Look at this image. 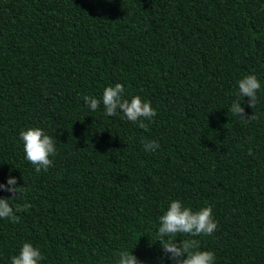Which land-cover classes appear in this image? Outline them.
<instances>
[{
    "label": "trees",
    "instance_id": "16d2710c",
    "mask_svg": "<svg viewBox=\"0 0 264 264\" xmlns=\"http://www.w3.org/2000/svg\"><path fill=\"white\" fill-rule=\"evenodd\" d=\"M250 74L261 87L254 108L242 101L256 116L245 122L230 108ZM116 83L157 110L147 129L84 102ZM30 127L56 143L47 171L25 158ZM9 176L24 187L9 203L30 207L0 218V264L25 242L40 264H115L124 250L173 264L157 241L173 200L211 206L218 227L165 241L264 264V0H0V183Z\"/></svg>",
    "mask_w": 264,
    "mask_h": 264
},
{
    "label": "clouds",
    "instance_id": "9594fccd",
    "mask_svg": "<svg viewBox=\"0 0 264 264\" xmlns=\"http://www.w3.org/2000/svg\"><path fill=\"white\" fill-rule=\"evenodd\" d=\"M261 87L260 81L254 74H250L238 81V93L231 105V112L234 116L248 122L256 119L254 114L247 115L242 106L244 97H248V105L254 108L257 101V92ZM125 88L123 84L116 83L114 86H108L103 90L102 98L97 99L91 96H84V102L91 111L97 110L101 102L105 114L109 117L123 113L128 121L137 123L140 128L147 129L148 124L157 114V110L152 107L151 102L144 100L139 95L132 96L130 99L124 96ZM20 140L23 142L25 158L35 166L37 173L47 171L52 165L54 157L57 154L56 143L54 139L46 134L43 129L30 127L19 133ZM146 151L155 152L160 144L158 141L147 140L143 142ZM252 149H249V155H252ZM0 189L8 191L11 196L0 198V218L9 219L12 222H18L20 217L17 213L27 210L30 204L17 206L15 209L9 203L10 200H20L24 195V187L17 186V178L9 176L7 184L0 183ZM218 227V222L213 218V209L211 206L203 207L193 211L190 207L182 205L179 200H173L167 211L160 217V226L157 237L163 252L173 261V264H214L215 254L208 250H199V243L196 239H185L176 241L165 237H176L184 234L191 237L199 235H212ZM115 264H144L132 251H120ZM182 257H186L183 258ZM43 254L38 247H34L30 242L23 243L19 254L11 257V264H40ZM163 264V261L161 262Z\"/></svg>",
    "mask_w": 264,
    "mask_h": 264
}]
</instances>
